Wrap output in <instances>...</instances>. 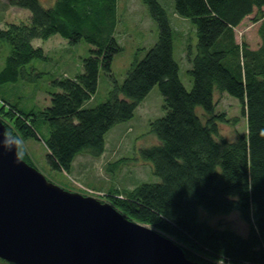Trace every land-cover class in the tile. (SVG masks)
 I'll use <instances>...</instances> for the list:
<instances>
[{"label": "trees", "instance_id": "1", "mask_svg": "<svg viewBox=\"0 0 264 264\" xmlns=\"http://www.w3.org/2000/svg\"><path fill=\"white\" fill-rule=\"evenodd\" d=\"M50 1L46 7L41 0H0V47L6 51L0 68V100L4 107L11 106L19 130L25 137L40 139L35 126L49 127L44 140L48 160L53 168L70 173L79 154L101 157L111 129L133 118L158 85L164 114L150 121L149 130L157 141L142 147L139 155L152 163L159 180L134 188L114 185L109 188L111 201L129 218L175 234L186 255L200 264H264V0H143L158 26L157 35L146 42L149 47L138 49L122 82L112 72L113 60L123 50L119 0ZM8 3L30 10L29 22L5 25ZM168 8L178 19L195 25L197 42L194 47L188 43L186 51L192 63L190 89L180 76L177 25ZM254 12L256 21L262 19V43L257 48L246 40L239 42L236 32ZM55 34L70 47L81 42L91 46L82 57L83 71L73 77L68 70L62 77L53 74L39 84L40 64L52 68L54 59L34 40ZM101 71L113 79V88L106 100L88 106ZM32 81L50 91L51 103L44 110L37 111L36 105L22 107L11 99L14 87L30 86ZM217 93H228L242 104L247 131L234 139L220 132L224 117L217 111ZM11 131L7 124V133ZM18 141L21 157L36 167ZM129 156L107 168L120 167ZM249 182L254 184L251 191L246 190ZM198 206L207 215L202 221L196 218ZM234 210L247 225V238L232 225L212 221ZM170 214L178 218L175 225L159 221ZM0 259V264H15Z\"/></svg>", "mask_w": 264, "mask_h": 264}, {"label": "rangeland", "instance_id": "2", "mask_svg": "<svg viewBox=\"0 0 264 264\" xmlns=\"http://www.w3.org/2000/svg\"><path fill=\"white\" fill-rule=\"evenodd\" d=\"M2 1L5 2V0ZM41 2L47 7L51 1L41 0ZM168 9L171 12L172 22H175L177 25L178 49L175 51L181 63L180 76L184 84L190 89L192 87V80L188 75V69L192 66V63L188 60L186 51L188 43L194 47L197 42L195 25L189 19H178V16L175 17L173 15L171 8ZM4 10L5 15H3L5 20L3 22L5 25L8 21L17 23L22 21L29 22L28 17L31 12L28 9L14 7L8 3L5 5ZM255 15L256 12L245 17L244 21L236 28L238 41L242 42L246 40L251 48H257L262 43L259 35L262 19L256 21L254 19ZM119 22L118 35L123 50L115 56L112 72L119 82H122L136 52L139 48L144 47L146 42H149L152 37H156L158 26L150 16L143 0H119ZM34 41L35 45L42 46L54 59V61H51L54 64L52 68L40 64L42 66L43 77H40V80L38 79L39 84L47 83L48 77L53 74L54 76L62 77L65 71L68 70L73 77L75 73L83 71L82 57L88 54L90 44L81 42L70 47L68 46V41L58 34L53 35L49 39L38 38ZM149 44L145 45V47H149ZM5 54V48L0 47V68L4 64ZM38 63H47V61H38ZM34 82H30V86L18 85L14 87V95L11 99L18 102L22 107L36 105L34 107L37 111L44 110L51 103L50 91L46 90L44 85H39L38 88V85H33ZM113 84L114 81L110 75L101 71L98 88L93 97L87 101V105L94 106L106 100L110 90L113 88ZM50 88H53L51 84ZM215 100L217 111L221 114L222 118L224 117V119L219 121L221 134L227 138L234 139L238 132H246L247 118L243 114L242 104L239 100L228 93H217ZM2 102L0 100V118L6 125V131L7 124H10L12 128L11 133L8 134L15 136L17 139L20 138L28 157L37 165L36 167L50 181L64 189L87 196H94L102 202L113 203L109 197V188L114 185L134 188L145 181L156 182L159 180V177L153 173L152 163L147 162V164L139 155L142 147L149 146L157 141L156 137L149 130L150 121L164 114L163 96L158 85L139 104L133 118L121 122L111 129L107 135V149L105 153L99 158H94L85 152L79 154L75 167L70 173L53 168L48 160V149L44 140L49 136V127L38 123L35 127L39 131L40 139L25 137L26 135L23 134L22 130H19V120L12 116L15 114L11 111V106L4 107ZM199 112L202 113V110L200 109ZM126 156L130 157L129 162L121 164L120 167L118 164H112L110 170L107 168L112 161L114 162ZM232 212L214 217L212 221L232 225L242 231H247V225L240 214L233 219H229Z\"/></svg>", "mask_w": 264, "mask_h": 264}, {"label": "water", "instance_id": "3", "mask_svg": "<svg viewBox=\"0 0 264 264\" xmlns=\"http://www.w3.org/2000/svg\"><path fill=\"white\" fill-rule=\"evenodd\" d=\"M18 142L0 118V258L15 264H200L180 243L111 203L50 181L21 157Z\"/></svg>", "mask_w": 264, "mask_h": 264}, {"label": "clouds", "instance_id": "4", "mask_svg": "<svg viewBox=\"0 0 264 264\" xmlns=\"http://www.w3.org/2000/svg\"><path fill=\"white\" fill-rule=\"evenodd\" d=\"M8 144H10V142H6V145H8ZM9 150H11V148H9ZM253 185L254 184H252L251 182H249V184L246 187V190L247 191H251L252 188H253ZM229 198L230 199H234V200H237L238 199L237 197H233V196H230ZM195 212H196V218L198 220H201L202 221V220L206 219L207 215H206L205 211L203 210V207L202 206H198L195 209ZM238 215H239L238 210H234L230 214L229 219H233V218H235ZM177 219L178 218L175 215L170 214V215H166V216L161 217L159 221H163V222L169 223L171 225H175L177 223ZM152 230L156 231L157 234L159 236H161L162 238L168 239V240H171L174 243H177V239H176L175 234H173V233L165 230L163 227H160V228L155 227ZM233 230L236 231L238 235H241L242 237L247 238V235H248L247 231H242L241 229H239L238 227H235V226H233ZM256 230H257V232H259V228L258 227H257Z\"/></svg>", "mask_w": 264, "mask_h": 264}, {"label": "bare ground", "instance_id": "5", "mask_svg": "<svg viewBox=\"0 0 264 264\" xmlns=\"http://www.w3.org/2000/svg\"><path fill=\"white\" fill-rule=\"evenodd\" d=\"M114 207H116L113 203H111ZM117 208V207H116Z\"/></svg>", "mask_w": 264, "mask_h": 264}]
</instances>
